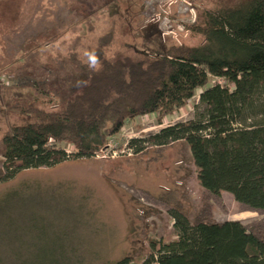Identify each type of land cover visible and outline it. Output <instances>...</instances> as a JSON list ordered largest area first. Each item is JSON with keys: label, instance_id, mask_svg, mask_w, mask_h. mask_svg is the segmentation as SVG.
Here are the masks:
<instances>
[{"label": "trees", "instance_id": "trees-1", "mask_svg": "<svg viewBox=\"0 0 264 264\" xmlns=\"http://www.w3.org/2000/svg\"><path fill=\"white\" fill-rule=\"evenodd\" d=\"M51 2L38 19L39 10H30L29 0H0L1 40L6 46L18 42L13 54L25 53L27 62L36 61L44 44L66 34L63 13L68 0ZM46 18L47 28L39 29ZM185 27L204 40L198 45L161 43L145 48L123 41L116 46V31L111 29L83 56L73 51L64 59L79 78L50 58L49 78L40 85L44 96L9 105L27 119L11 123L2 136L0 156L11 172L0 178L95 156L127 122L158 113L162 124L202 88L193 119L132 139L130 147L137 153L146 143L164 146L185 140L204 188L215 194L228 191L238 202L264 209V0H211ZM151 31L163 42L162 29ZM15 32L18 36L8 42ZM7 62L11 64L9 57ZM211 77L227 84L207 87ZM58 142L75 149L69 153ZM171 215L177 238L151 240L156 253L146 264H264V240L242 222L192 223L178 209ZM38 258L44 263L36 264H47V257ZM17 260L0 257V264H18ZM133 262L125 256L112 264Z\"/></svg>", "mask_w": 264, "mask_h": 264}, {"label": "rangeland", "instance_id": "rangeland-1", "mask_svg": "<svg viewBox=\"0 0 264 264\" xmlns=\"http://www.w3.org/2000/svg\"><path fill=\"white\" fill-rule=\"evenodd\" d=\"M51 1L29 0L30 10H39V19L50 9ZM183 1L194 7L197 17L211 5V0ZM172 2L68 0L63 13L68 23L66 34L44 44L36 61H25L22 52L13 54L18 42L6 46L0 32V142L11 123L27 119L9 105L44 96L40 85L49 78L50 58L65 64L66 72L79 78L64 59L73 51L83 56L111 29L116 31V46L123 41L145 48L161 43L200 44L203 36L179 30L188 21L187 15L178 13V4ZM166 16L172 28L169 33L162 32L161 42L151 30L157 26L161 29ZM43 27L47 28V18L39 29ZM16 36L17 32L6 39L9 42ZM144 36L145 41L140 38ZM7 57L11 64L5 63ZM216 83L227 84L211 77L207 87ZM203 90L198 89L186 106L164 117L162 124L158 113L127 122L95 156L70 158L51 168L23 170L9 180L0 178V257H16L18 264L24 259L27 264L44 263L38 257H47V264H112L130 256L133 264H146L156 253L151 240L177 238L172 209L187 214L192 223L240 221L264 240V209L240 203L228 191L215 194L204 188L185 140L164 146L146 143L137 153L130 147L132 139H143L193 119ZM57 146L69 153L75 149L67 142ZM10 172L0 156V176Z\"/></svg>", "mask_w": 264, "mask_h": 264}, {"label": "built area", "instance_id": "built-area-1", "mask_svg": "<svg viewBox=\"0 0 264 264\" xmlns=\"http://www.w3.org/2000/svg\"><path fill=\"white\" fill-rule=\"evenodd\" d=\"M172 4H178V13L183 14V15H187V22L193 23L196 21L197 19V15L195 12L194 7L187 1H183L180 0L178 2V0H173ZM165 21L161 22V29L163 31V34L169 33L170 28H172V25L170 24V19L166 16ZM165 22V23H164ZM182 32H187V29L185 27V25L183 24L182 28L179 29Z\"/></svg>", "mask_w": 264, "mask_h": 264}]
</instances>
